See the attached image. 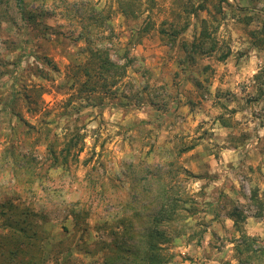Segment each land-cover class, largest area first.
<instances>
[{
    "label": "rangeland",
    "instance_id": "rangeland-1",
    "mask_svg": "<svg viewBox=\"0 0 264 264\" xmlns=\"http://www.w3.org/2000/svg\"><path fill=\"white\" fill-rule=\"evenodd\" d=\"M125 1L0 4V205L23 196L38 215L41 264L53 251L110 264L111 246L129 242L118 229L128 166L162 162L198 210L173 224L184 235L167 245L169 264H260L236 247L244 236L264 249V205L251 199L264 202V0H128L123 16ZM79 13L97 16V49L125 67L107 90L85 64ZM201 35L202 50H190ZM76 133L82 151L64 162ZM81 207L91 216L75 222L69 211Z\"/></svg>",
    "mask_w": 264,
    "mask_h": 264
},
{
    "label": "trees",
    "instance_id": "trees-1",
    "mask_svg": "<svg viewBox=\"0 0 264 264\" xmlns=\"http://www.w3.org/2000/svg\"><path fill=\"white\" fill-rule=\"evenodd\" d=\"M15 1V0H14ZM19 6L23 0H16ZM3 0H0V4ZM20 7V6H19ZM23 7V6H22ZM121 14L127 15L130 11L131 2H119ZM24 7L20 8V14L26 16L27 20L33 18L32 14L24 12ZM92 13V12H91ZM94 13V12H93ZM132 13V12H130ZM78 26L79 35L85 42V51L87 52V62L92 64L90 71H96L95 75L100 78L102 83L100 87L107 90L110 86L115 85V80L124 75L125 67L118 66L111 61L107 49H97L98 42L105 38L98 31V18L88 13H79ZM202 33V32H201ZM204 35H201V42L197 45L192 42L188 45L190 50L201 49L204 44ZM186 48V45L184 46ZM225 58V56L223 57ZM87 67L82 70V75L86 79L83 85L89 81L93 74ZM94 73V72H93ZM102 77V78H101ZM264 78V67L256 76ZM97 86V85H96ZM93 90V89H92ZM228 126V124H225ZM83 137L76 133L72 135L61 150L63 153L62 160L65 162L70 151L78 148V152L83 148ZM193 149V146L183 147L180 153H185ZM55 155V153H54ZM164 163H158L156 167L148 166L146 170H137V166L132 164L128 166V183L130 186L128 200L122 204L125 216L118 223L122 228H118L120 235L129 240L125 243H115L111 250L115 255L110 258V264H169L170 255L167 251V245L174 239L183 236L181 230L173 229V224L177 221H186L188 218H194L197 206L193 200V194H187V191L178 192L175 190V184H172L174 176H170L168 171L161 169ZM171 165V164H169ZM187 177L197 178L183 170ZM15 174L17 170L15 169ZM145 173L144 176H141ZM99 195L102 192H98ZM23 196L16 198L18 204H13L9 199L0 205V264H41L42 248L40 246L41 236L38 232L37 218L38 215L27 206ZM102 197V196H101ZM258 207H262L264 202L256 199L255 195L251 196ZM69 215L77 222L78 220L87 219L91 216L89 209L83 207L69 211ZM234 218L237 231H241L239 221L243 216L237 211L230 214ZM77 220V221H76ZM204 231H202V234ZM200 234V236L202 235ZM248 238L242 236V241L246 248L236 247L238 254L247 253L249 259H255L260 264H264V249L254 250L246 241ZM253 240V239H252ZM59 244L56 245L58 247ZM54 250V249H52ZM65 251H68L66 249ZM58 253H61L59 251ZM53 264H75L71 262L70 253L67 252L61 256L55 255L53 251Z\"/></svg>",
    "mask_w": 264,
    "mask_h": 264
},
{
    "label": "clouds",
    "instance_id": "clouds-1",
    "mask_svg": "<svg viewBox=\"0 0 264 264\" xmlns=\"http://www.w3.org/2000/svg\"><path fill=\"white\" fill-rule=\"evenodd\" d=\"M249 74H251V71L249 72ZM227 223H229V224H230L231 222L229 221V222H227ZM228 247H229V248H231V245H229ZM233 264H235V262H234V261H233Z\"/></svg>",
    "mask_w": 264,
    "mask_h": 264
}]
</instances>
